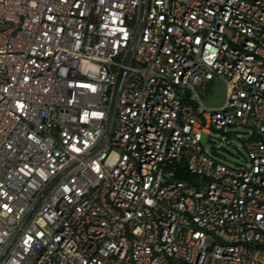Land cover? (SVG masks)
Returning a JSON list of instances; mask_svg holds the SVG:
<instances>
[{
    "label": "built area",
    "instance_id": "1",
    "mask_svg": "<svg viewBox=\"0 0 264 264\" xmlns=\"http://www.w3.org/2000/svg\"><path fill=\"white\" fill-rule=\"evenodd\" d=\"M0 264H264V0H0Z\"/></svg>",
    "mask_w": 264,
    "mask_h": 264
},
{
    "label": "rangeland",
    "instance_id": "2",
    "mask_svg": "<svg viewBox=\"0 0 264 264\" xmlns=\"http://www.w3.org/2000/svg\"><path fill=\"white\" fill-rule=\"evenodd\" d=\"M203 103L207 107H219L225 101L226 86L221 79L213 82L209 90L200 92ZM250 133L247 126H233L225 135L213 133L210 137L203 135L202 142L207 151L213 152L215 157L229 166H239L245 163L247 157L242 145L243 138ZM231 140L232 144L226 142Z\"/></svg>",
    "mask_w": 264,
    "mask_h": 264
},
{
    "label": "trees",
    "instance_id": "3",
    "mask_svg": "<svg viewBox=\"0 0 264 264\" xmlns=\"http://www.w3.org/2000/svg\"><path fill=\"white\" fill-rule=\"evenodd\" d=\"M211 87V84L205 89L206 91L209 90V88ZM178 178L179 179H189L191 177L190 173L187 171V169L185 170L182 169L179 173H178Z\"/></svg>",
    "mask_w": 264,
    "mask_h": 264
},
{
    "label": "crops",
    "instance_id": "4",
    "mask_svg": "<svg viewBox=\"0 0 264 264\" xmlns=\"http://www.w3.org/2000/svg\"><path fill=\"white\" fill-rule=\"evenodd\" d=\"M212 86V85H211ZM205 91V90H204Z\"/></svg>",
    "mask_w": 264,
    "mask_h": 264
}]
</instances>
